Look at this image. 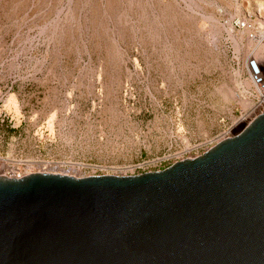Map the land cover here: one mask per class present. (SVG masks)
<instances>
[{"label": "rangeland", "instance_id": "1", "mask_svg": "<svg viewBox=\"0 0 264 264\" xmlns=\"http://www.w3.org/2000/svg\"><path fill=\"white\" fill-rule=\"evenodd\" d=\"M263 44L264 0H0V164L83 178L202 153L257 103Z\"/></svg>", "mask_w": 264, "mask_h": 264}, {"label": "water", "instance_id": "2", "mask_svg": "<svg viewBox=\"0 0 264 264\" xmlns=\"http://www.w3.org/2000/svg\"><path fill=\"white\" fill-rule=\"evenodd\" d=\"M0 264H264V113L160 172L0 171Z\"/></svg>", "mask_w": 264, "mask_h": 264}, {"label": "built area", "instance_id": "3", "mask_svg": "<svg viewBox=\"0 0 264 264\" xmlns=\"http://www.w3.org/2000/svg\"><path fill=\"white\" fill-rule=\"evenodd\" d=\"M259 17L258 19H260ZM235 26L238 29H245L248 25L244 27V24L242 23L240 26L237 24H235ZM257 28H258V24H257ZM250 78H251L253 85L255 86L256 95L258 97V100H257V103L253 105L254 107L252 109H248V111H245L243 114L240 115L239 120H237L236 122L240 129L236 133H234V131L232 132V129H228L227 131L219 133L211 141H209L208 145H206L202 153H198L196 155L185 156V157H183L184 155L178 156V157L169 156V157H163V158L150 159L147 161H141L135 165H132L126 168L125 173L124 174L122 173L119 176H122V177L137 176V175H142L146 173L163 171L171 167L177 162L200 157L206 152H208L210 149L218 145L219 143L240 134L244 129L249 127L258 117H260L264 113V76L258 72L255 66H252V70L250 72ZM19 175L21 177L20 178L18 177V179L25 177V176H22V173L18 171L12 172L11 175L8 173L7 175H5V177H9L7 179H16L15 176H19Z\"/></svg>", "mask_w": 264, "mask_h": 264}, {"label": "bare ground", "instance_id": "4", "mask_svg": "<svg viewBox=\"0 0 264 264\" xmlns=\"http://www.w3.org/2000/svg\"><path fill=\"white\" fill-rule=\"evenodd\" d=\"M227 24H228V22H227ZM237 25H239L240 26V24L239 23H237ZM228 26V25H227ZM225 30V29H224ZM210 36V35H209ZM213 39V38H212ZM264 45V44H263ZM260 46H261V44H260ZM257 48V47H256ZM263 49V47L260 49V50H258V49H256V50H258L257 52H256V54H253L254 56H253V58H254V61L253 62H256V60H258V62H259V60H261V61H264V49ZM254 51V50H253ZM255 52V51H254ZM10 103H13V99L11 98L10 99ZM254 106H253V104H250V108L249 109H252ZM44 168H46V166L45 167H43V168H40V169H38V168H35V170H34V168H32V167H27V170H26V172H25V175H31V174H35V172L36 173H46L45 171H43V169ZM6 169H5V167H4V165L3 164H0V171L4 174V176L5 175H7L8 173H7V171H5ZM8 170H10V169H8ZM10 172H13V170L12 171H10ZM55 175H58V174H55ZM64 176V175H63ZM16 177V179H18V177L20 178L21 176L19 175V176H15ZM67 177H70V176H67ZM6 178H9V177H6Z\"/></svg>", "mask_w": 264, "mask_h": 264}]
</instances>
